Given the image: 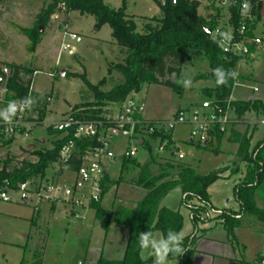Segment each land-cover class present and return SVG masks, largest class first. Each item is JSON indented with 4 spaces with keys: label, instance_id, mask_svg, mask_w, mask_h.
Masks as SVG:
<instances>
[{
    "label": "rangeland",
    "instance_id": "obj_1",
    "mask_svg": "<svg viewBox=\"0 0 264 264\" xmlns=\"http://www.w3.org/2000/svg\"><path fill=\"white\" fill-rule=\"evenodd\" d=\"M104 1L115 8L124 6L126 14L137 22L140 32L151 18L161 19L163 16L159 2L161 0ZM197 1L198 13L201 16L210 13V9L213 10L211 14H215L216 11L212 8L214 5L208 6L207 0ZM50 3L51 0L0 1V61L37 71L34 73L32 84L31 96L36 100L33 108L37 110L38 116L54 120L63 118L75 106L96 101V93L76 74L85 75L92 84H100L99 91H110L122 84L124 77L117 70H112L109 74L108 68L112 63L123 62L126 55L119 49L113 51L115 47L111 43L113 40L111 27L106 24L97 29L95 17L92 15H82L78 11H73L67 16L61 10L60 14L52 15L46 25L37 24L38 14ZM227 18V15L220 16L217 26L226 24ZM37 25L34 34L39 38L34 44L32 39L22 34L19 27L34 28ZM40 26L44 28L42 31ZM65 31L76 33L77 39H70L67 36L65 38ZM257 35L262 37L263 43L253 55L254 60L250 58L249 62L238 60L233 67V71L238 75L230 100L264 101V5ZM64 39L73 46V53L70 49L62 50ZM188 52L189 57L183 63L179 81L190 80L191 86L185 88L179 83L180 88L175 89L161 84L144 85L139 92L133 93L144 101V115L156 119L169 118L180 108L193 107L204 100H214V97L206 96L203 91L206 87L216 85L211 77L213 72L208 58L198 50ZM62 71L66 74L62 75ZM48 97L51 98L50 101H47ZM2 98L4 91L0 92V101ZM256 114L249 112L236 116L231 110L229 115L230 123L234 122L233 126L228 127L220 140L216 137L205 146L197 142H185L189 138L187 126H177L173 132L175 143L185 153L183 161L194 167L199 174L208 175L223 171L221 177L208 188L210 205L205 206L200 200L193 199V204L205 208L204 220L198 221L196 225L189 206L183 203L180 186L170 190L161 203L162 206L180 211L183 215L182 236H192L196 233L197 236L203 237L198 249L206 252H196V255H200L198 264H264L263 234L243 227L235 229V238H232L214 217L224 209L241 210L234 189L244 179L246 165L238 163V151L240 142L245 138L249 139L250 153L264 141V122L256 125L249 122L263 119L260 114ZM233 134L235 139L230 138ZM47 135L45 127L42 126L31 132L27 139H32L34 136L46 137L47 142L44 145L36 139L34 142L30 141L32 143L27 148L7 146V144L1 146L5 149L2 152L0 150V168L7 159H10V166L19 165L23 160L35 161L36 157L33 155L35 149L52 146V139ZM120 143L125 145L126 141L122 139ZM151 148L154 152L155 143L151 144ZM116 152H119V149ZM153 156L155 159L151 161L149 149L146 146H139L135 158L130 161L132 163L124 168V160L118 155L116 162L108 167L109 177L114 185L100 202L104 209L114 211L118 206L136 207L137 202L147 193L146 189L136 183L140 169L145 165L149 164L155 175L165 171L171 175V178H175L176 170L169 167L168 159L160 155ZM69 175L61 177L60 181L64 182L73 177ZM62 203L57 204L51 222L52 210L48 207L42 219L37 217L38 215L35 216L37 221L35 220L36 223L33 225L30 220L33 210L30 206L0 199V264H20L23 257L30 263L36 246L41 244L40 241L37 242V238L40 240L42 236H46L47 223H50V234L46 244L44 243L43 264H96L102 253L113 257L123 255V248L118 244L123 236L114 232V223L107 232L97 219L95 211L91 210L86 213L85 225L81 227L82 221H78L74 212L70 219L67 218L66 207L70 208V206ZM256 203L264 210V180L256 192ZM76 208L79 207H73ZM246 221L262 226V223L252 215H247ZM70 222L74 225L69 232L67 228H71ZM153 236L159 238L163 234L157 230ZM213 244L220 246L222 252L229 258L211 256L208 249ZM150 257H153L150 250H142V259ZM169 261L170 264H180L177 259H169Z\"/></svg>",
    "mask_w": 264,
    "mask_h": 264
},
{
    "label": "trees",
    "instance_id": "obj_2",
    "mask_svg": "<svg viewBox=\"0 0 264 264\" xmlns=\"http://www.w3.org/2000/svg\"><path fill=\"white\" fill-rule=\"evenodd\" d=\"M232 1L233 4L229 7V24L237 29L243 0ZM159 2L163 12L162 18H151L150 22L144 25L142 32L138 31L134 18L126 14L124 6L115 8L104 0H51V3L38 14L37 24L44 25L49 22L52 15L60 14L61 10L67 16L73 11H78L82 15H92L95 17L97 29L106 24L111 27L115 44L119 51L126 55L123 62L112 63L108 68L109 74L112 70H117L124 77L123 83L110 91H99L100 84H92L85 75L76 74L96 93L94 103L73 108L78 118L97 119L105 113L108 105L124 102L129 95L139 92L144 85L161 84L179 89L178 81L183 63L189 57V50L201 51L208 58L212 72L217 67L233 71V67L240 58L224 54L217 41L213 39L212 33L206 31L213 30L217 26L220 9L214 5L215 14L204 17L198 13L197 0H175V2L161 0ZM256 8L257 18H259L261 4ZM36 27L38 28V25L34 28L19 27V29L36 44L39 38L34 34ZM4 67L8 68V74L3 72ZM34 73L35 70L31 68L0 61V76L3 78L0 81V92L5 90L4 102L20 101L28 96L31 92ZM211 77L216 82V77L214 75ZM235 81L236 78H230L226 85L218 86L216 83L214 87H206L203 91L206 96L214 97V101L220 106L226 107L230 103L231 109L237 116L255 112L264 120V101L229 99ZM2 83L5 84L4 88H1ZM215 135V138L220 140L223 133L217 130ZM164 137L170 138V136ZM61 144L62 141H56L51 148L35 149L33 151L35 161L23 160L19 165L10 166V159H7L0 168V185L4 180H8L14 186L30 178L44 177L47 170L58 161ZM262 144L260 143L250 153L249 139L245 138L240 142L238 163H244L246 171L242 182L235 186L234 193L241 205V210L224 209L215 216V219L222 222L228 236L232 238H235L236 227L243 225V218L247 215L256 217L264 229V210L256 203V192L264 180V141ZM147 148L152 161L155 157L150 143H147ZM130 161L132 160H124L123 167L132 163ZM167 162L171 169L176 170L175 178H171V175L165 171L159 175L153 174L149 164L140 169L136 183L146 189L147 193L137 202L135 208L118 206L114 211L104 209L100 202L114 182L108 175L103 178L101 200L93 201L90 207L96 211L97 219L107 232L110 231L112 223L120 229L121 232L118 230V233L123 236V239L118 244L123 248V255L113 257L102 253L96 264H154L153 257L141 258L142 249L139 247L137 238L140 232L146 231L154 235L155 231L160 230L163 236H166L169 230L181 234L183 215L180 211L161 205L165 195L176 186L182 189L183 203L189 206L194 224L204 220V206H197L192 201L198 199L205 206L210 205L208 188L221 177L223 171L201 175L184 161H175L172 157ZM198 238L196 233L192 236H183L182 247L185 249V254L182 256L170 254L168 259H177L180 264H192L197 252L195 245ZM39 241L41 244L36 246L32 261L29 263L23 257L20 264H43L46 238L41 237Z\"/></svg>",
    "mask_w": 264,
    "mask_h": 264
},
{
    "label": "built area",
    "instance_id": "obj_3",
    "mask_svg": "<svg viewBox=\"0 0 264 264\" xmlns=\"http://www.w3.org/2000/svg\"><path fill=\"white\" fill-rule=\"evenodd\" d=\"M263 2L243 0L238 27L234 29L229 24V7L233 1L210 0V4L215 5L220 12H226L224 15L228 17L226 24L212 30V37L224 54L245 58L251 55L255 46L263 43L262 38L254 34L258 19L256 7ZM245 3L250 5L249 9L243 7ZM220 33L230 36V39L224 40L223 46L219 43L222 40ZM65 36L70 39L78 37L76 33L67 31L64 32ZM67 49L74 52L73 46L64 39L62 50ZM3 72L8 74V68L4 67ZM30 91L31 95L32 85ZM50 99L48 97L47 101ZM8 102L3 100L2 108ZM144 110V101L136 94H131L122 103L108 105L105 113L97 119L78 118L74 110L63 118L41 119L32 107L18 113L10 125L0 120V147L18 136L29 137L34 128L45 127L52 139V146L54 142L62 141L58 161L49 169H56L63 177L69 174L73 176L63 182L46 173L44 177L30 178L14 186L4 180L0 185V199L27 204L35 209L46 203L59 202H64L70 208L90 206L93 201L101 200L102 180L106 175L109 176L108 167L116 162L118 155L123 160H132L139 146L147 147V143H155L154 155L183 161L185 153L175 143V128L190 127L188 141L205 146L215 138L217 130L223 134L228 130L232 109L230 103L223 107L214 100H204L193 107L180 109L168 119L157 121L146 120ZM9 128L11 131H7ZM122 139L126 141L125 145L120 143ZM117 149L119 152H116Z\"/></svg>",
    "mask_w": 264,
    "mask_h": 264
},
{
    "label": "crops",
    "instance_id": "obj_4",
    "mask_svg": "<svg viewBox=\"0 0 264 264\" xmlns=\"http://www.w3.org/2000/svg\"><path fill=\"white\" fill-rule=\"evenodd\" d=\"M207 5L209 6L210 5V0H207ZM263 5H264V2L261 4V10H260V14H259V18L257 19V22H256V24H255V26H254V34L256 35V36H258V37H260V38H262L261 36H259V35H257L258 34V25H259V20H260V18L262 17V9H263ZM213 8V7H212ZM211 10V12L213 11L212 9H210ZM211 12L210 13H208L207 15H205L204 17H208V16H210L211 15ZM224 14H226V12H223V10H222V12H220V14H219V19H220V15L221 16H223L224 17ZM111 43H112V45H114V47H115V49H113V51H115L116 49H119L118 48V46L115 44V42H114V40H112L111 41ZM259 47H260V45L259 46H255L252 50V53H251V55L250 56H248V57H245V58H240L239 59V61L241 60H244L245 62H249V58L250 59H253L254 60V57H253V55L255 54V53H257V51H258V49H259ZM35 72H37V71H35ZM91 82V81H90ZM92 83V82H91ZM4 91V94H5V90L3 89L1 92H3ZM137 95V94H136ZM3 100H4V98H2L1 99V103H0V108H2L3 106ZM261 100V99H260ZM263 101V100H262ZM184 108H186V107H184ZM34 109V108H33ZM180 109H182V108H180ZM179 109V110H180ZM34 111H35V114L36 115H38L37 113V110H35L34 109ZM252 113H255V112H252ZM175 114V112L170 116V117H172L173 115ZM256 114V113H255ZM256 115H258V114H256ZM237 116V115H236ZM40 117V116H39ZM169 117V118H170ZM41 119H45V117H40ZM144 118L146 119V120H149V121H157V120H164V119H168V118H160V119H156V118H153V117H151V116H148V115H144ZM237 123H240V121L238 122V121H236ZM242 122V121H241ZM249 122H251L252 124H259V123H261V122H264V120L262 119L261 121H258V120H253V121H249ZM248 121H247V123H249ZM233 121H232V123H230V125L231 126H233ZM264 124V123H263ZM188 127V126H187ZM41 127H37V128H34V131H36V130H38V129H40ZM189 128V134H190V127H188ZM233 129H234V127H233ZM233 131V130H232ZM33 132V131H32ZM46 133H47V131H46ZM48 134V133H47ZM48 136V135H47ZM234 137V138H233ZM28 137H25V136H18V137H16L14 140H12L11 142H9L8 144H7V146H22V147H24V148H27L32 142H34L36 139H39L40 141H41V145H44V144H46V142H47V138L46 137H43V136H40V137H37V136H34L32 139H27ZM230 138L231 139H235V135L233 134V135H231L230 136ZM174 140H175V138H174ZM189 138L185 141V142H188V143H190L189 141ZM30 141H32V142H30ZM175 142H176V140H175ZM27 145V146H26ZM12 148V147H11ZM5 148L3 147H1L0 148V150H1V152L4 150ZM0 155H1V153H0ZM35 157V156H34ZM51 172H50V171ZM48 171H47V173H48V175L49 176H51V177H54L55 179H61V177H63L62 175H61V172H56V169H49ZM110 175V174H109ZM59 203H62V202H59ZM20 204V203H19ZM57 204L58 203H46V204H43L42 206H39V208L38 209H35V208H33V207H31L32 208V213H31V218H30V220L33 222V225H35V223H36V219H35V216L36 215H38L37 217H39L40 219H42L43 218V216L44 215H46V213H47V211H48V207H50L51 208V210H52V214H51V218H50V222H51V219H52V217L55 215V212H56V208H57ZM62 204H64V203H62ZM29 206V205H28ZM66 207V206H65ZM95 211L93 208H91L90 206H85V207H79V208H76V209H73V208H67L66 207V215L68 216L67 218L68 219H70L69 217L71 216V215H73V212H74V214L77 216V218H78V221H82V225H81V227H83L84 225H85V215H86V213L87 212H89V211ZM36 211V212H35ZM79 212V213H78ZM95 213H96V211H95ZM216 216V215H215ZM214 216V217H215ZM246 219H247V216H245L244 218H243V225H241V226H239V227H236V229H240V228H245V227H248L249 229H252L253 231H256L258 234H263L264 235V229H263V227L262 226H256L255 224L253 225V223H248L247 221H246ZM36 220V221H35ZM216 220V222H218L219 224H221L222 226H223V224H222V222L220 221V220H218V219H215ZM38 221H40V220H38ZM39 223V222H38ZM71 223V222H70ZM72 225H74V224H70V229H68L67 228V231L69 230V232H70V230L73 228V226ZM81 227H80V229H79V233H80V231H81ZM114 228V232H116V233H118V227L114 224V226H113ZM224 227V226H223ZM111 229V228H110ZM225 229V228H224ZM246 229V228H245ZM46 236H45V238H46V241H47V239H48V237H49V234H50V223H47V229H46ZM226 231V230H225ZM226 233H227V231H226ZM227 235H228V233H227ZM43 237V236H42ZM199 238H198V241H197V243H196V245H195V249H196V251L197 252H206V251H204V250H201V249H198V247L202 244V238L203 237H201V236H198ZM39 238H37V242L39 241L38 240ZM46 241H45V244H46ZM209 250V253H210V255L211 256H213L214 255V257H224V258H229V256L227 255H225V253L224 252H222L223 250H222V248H220V246H218V245H216V244H213V245H211L210 246V249H208ZM208 252V251H207ZM208 253V254H209ZM263 253V252H262ZM262 253H260V255L262 254ZM221 254V255H220ZM226 254H228V252L226 253ZM264 254V253H263ZM199 257H200V255L198 254V255H196L195 254V256H194V258H193V263L192 264H198V259H199ZM44 258V257H43ZM243 264V263H242Z\"/></svg>",
    "mask_w": 264,
    "mask_h": 264
},
{
    "label": "clouds",
    "instance_id": "obj_5",
    "mask_svg": "<svg viewBox=\"0 0 264 264\" xmlns=\"http://www.w3.org/2000/svg\"><path fill=\"white\" fill-rule=\"evenodd\" d=\"M243 7L249 9L250 5L245 3ZM219 35L222 37L219 43L223 46L224 40L230 39V36L228 33H220ZM213 75L216 77L217 85L223 86L228 83L230 78L235 79L238 74L234 71H227L223 67H217L214 69ZM2 79L0 77V81ZM178 83H182L185 88L191 86V81L187 79L182 82L178 81ZM35 103L36 100L30 94L20 101L11 100L4 108H0V120L10 125L18 113H23L25 110L32 108ZM7 131H11V129L9 128ZM137 239L142 250L151 251L154 264H170L168 259L170 254L178 256L185 254V249L182 247L183 236L171 230L167 232L166 236H160L159 238L153 236L150 231L140 232Z\"/></svg>",
    "mask_w": 264,
    "mask_h": 264
},
{
    "label": "water",
    "instance_id": "obj_6",
    "mask_svg": "<svg viewBox=\"0 0 264 264\" xmlns=\"http://www.w3.org/2000/svg\"><path fill=\"white\" fill-rule=\"evenodd\" d=\"M173 1H174V0H173ZM43 29H44L43 26H40V31H42ZM206 31H207L208 33H210V34L212 33V29H207ZM61 74H62V75H65L66 72H65V71H62ZM211 76H213V73H211ZM0 77H1V76H0ZM4 85H5V84L2 83V84H1V88H4ZM139 142L142 143V140H140Z\"/></svg>",
    "mask_w": 264,
    "mask_h": 264
}]
</instances>
